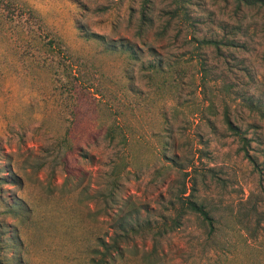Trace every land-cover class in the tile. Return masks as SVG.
Here are the masks:
<instances>
[{"label":"rangeland","instance_id":"obj_1","mask_svg":"<svg viewBox=\"0 0 264 264\" xmlns=\"http://www.w3.org/2000/svg\"><path fill=\"white\" fill-rule=\"evenodd\" d=\"M262 184L263 3L0 0V264H264Z\"/></svg>","mask_w":264,"mask_h":264},{"label":"trees","instance_id":"obj_2","mask_svg":"<svg viewBox=\"0 0 264 264\" xmlns=\"http://www.w3.org/2000/svg\"><path fill=\"white\" fill-rule=\"evenodd\" d=\"M179 0H175L177 3ZM238 4H245V5H251L252 3H263L264 0H236ZM145 8L147 6H144ZM12 6L8 3H6V6L3 11V15L5 18L7 17L6 14H12ZM23 8L20 7V10H18L19 14L20 12L23 11ZM18 14V15H19ZM147 21H149L147 11L145 9L141 13V22L145 24ZM49 44H52V48H56L59 53H62L64 49L60 47L59 43L57 41H53L52 39L49 40ZM245 139V138H243ZM244 150V155L249 159V161L252 163L253 166H257L255 161L252 159V157L249 155L248 151L246 150V147L243 148ZM262 174V173H261ZM186 190H183L181 192V197H177L175 202L171 203V209L174 211V217L170 218L169 221H164L160 226H158L155 230V233L153 234L154 240H159L161 239L165 234L172 233L174 231H178L181 229L183 225V220L186 219L189 216L195 217L197 220H199L202 229L206 230V234L208 238H211L213 234L217 231L218 229V221L215 218V215L213 211L208 208L204 203L199 202L198 200L192 198V196H183L185 195ZM260 195L261 198L259 201L251 204L250 207V212L255 215H260L262 213L263 205H264V185L262 184L260 188ZM149 229H152V226L147 225ZM121 228L123 229L122 231H135L141 229V224L136 222L135 224H125L121 225ZM153 228V229H155ZM119 238H116V256L121 257L122 250L121 246L119 245V242L125 238L128 237V234L125 232L122 234V236H118ZM154 257H158V255L154 251ZM144 257L143 262L144 264H159L161 261L159 260H154L153 262H149V258L151 257ZM157 259V258H156Z\"/></svg>","mask_w":264,"mask_h":264}]
</instances>
